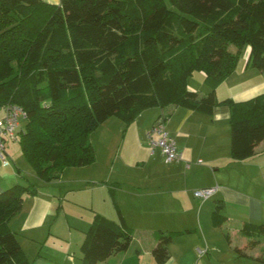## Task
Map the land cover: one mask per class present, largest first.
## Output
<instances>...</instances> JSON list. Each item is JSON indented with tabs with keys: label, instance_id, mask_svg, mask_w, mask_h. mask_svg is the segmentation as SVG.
<instances>
[{
	"label": "trees",
	"instance_id": "1",
	"mask_svg": "<svg viewBox=\"0 0 264 264\" xmlns=\"http://www.w3.org/2000/svg\"><path fill=\"white\" fill-rule=\"evenodd\" d=\"M245 50L247 66L264 74V0H0V106L18 105L27 113L19 143L48 183L67 168L95 162L91 136L102 123L116 117L130 125L153 107L207 115L230 107L231 158L241 162L264 141V94L236 103L218 100L216 88ZM195 73L205 74L206 95L189 89ZM36 192L31 183L0 192V264H34L8 224L22 210L24 195ZM223 209L218 200V227L226 221ZM117 212L118 221L94 215L83 264L129 249L134 230ZM192 232H156L157 264L168 262L177 236ZM242 233L254 247L264 223L246 222ZM235 253L246 256L240 248Z\"/></svg>",
	"mask_w": 264,
	"mask_h": 264
},
{
	"label": "crops",
	"instance_id": "2",
	"mask_svg": "<svg viewBox=\"0 0 264 264\" xmlns=\"http://www.w3.org/2000/svg\"><path fill=\"white\" fill-rule=\"evenodd\" d=\"M44 1L60 5V0ZM248 57L249 50L232 75L217 87L229 85L235 92L230 99L236 103L264 94V83L251 85L249 73L256 69L247 66ZM198 74L202 84L193 81L192 76L188 86L203 96L211 87L205 83V74ZM0 118H4V112H0ZM230 119L228 106L216 107L213 114L207 115L172 105L148 109L130 125L116 117L102 123L92 136L100 131L105 148H94L95 162L83 168L88 171V187L93 192L106 191L112 206L106 208L105 203L95 202L92 215L82 227L71 223L68 213L62 214L64 197L53 185L64 182L68 168L56 182L39 179L38 183V175L21 146L17 147L18 142L6 141L9 164L5 166L0 158V192L17 184L37 187L36 193L24 195L22 210L8 227L16 234L26 258L34 264H83L82 246L94 215L118 221L120 209L126 224L134 230L133 240L127 251L99 264H157L152 251L159 230H193L174 239L166 264H264L258 261L264 259V236L256 237L258 244L248 247L253 238L242 233L246 222L264 223V141L256 148L255 156L233 161ZM161 120L182 155L180 162L167 163L161 151L153 150L147 141L148 130ZM23 122L20 136L25 128ZM120 135L119 148H113L112 139L117 143ZM124 145L133 148H122ZM124 150L134 153L132 163L117 162L118 154ZM205 179L210 182H203ZM203 188L218 190L210 199L201 201L193 192ZM218 200L224 201L222 215L226 217L221 227L216 225L214 216ZM62 241L68 244L67 248ZM235 248L242 249L246 256L239 257ZM77 253L82 257H77Z\"/></svg>",
	"mask_w": 264,
	"mask_h": 264
},
{
	"label": "rangeland",
	"instance_id": "3",
	"mask_svg": "<svg viewBox=\"0 0 264 264\" xmlns=\"http://www.w3.org/2000/svg\"><path fill=\"white\" fill-rule=\"evenodd\" d=\"M231 50H236L234 46L230 47ZM248 50H245L244 54H246ZM242 59V58H241ZM242 65L240 64L239 68ZM251 76V85L253 86H259V84L264 83V74L259 72L258 70L251 71L249 75ZM199 82L202 84L203 79L201 76H199L198 73H195L193 75V81ZM235 88V87H234ZM218 89V88H217ZM217 92V91H216ZM234 90L231 89V87L227 84H224L218 89L217 92V99L224 100L227 98H230L231 95H233ZM24 127L26 122H23ZM92 143L94 148H105L103 144V138L101 136L100 131L96 132L92 137ZM121 135L118 137L117 143L114 142V139H112L111 146L113 148H119V145L121 144ZM20 146V143H17V147ZM122 148H133V147H127L124 145ZM134 153L132 151L124 150L122 154H118L117 162L125 161L128 164L132 163ZM88 171L84 169L83 167H70L64 172V182H61L58 186L57 184H53L59 192H61V196L64 197L62 200V214L68 213L71 223L74 225H78L82 227V225H85V222L88 218V216L92 215L93 212V204L95 202L97 203H105L104 206L107 208L108 206L111 207L112 204L109 201L108 194L106 191L102 190H96L92 191L91 187H88L87 182V173ZM145 172L147 174L149 173L147 168L145 169ZM57 180H54L52 182H56ZM203 182H210V179H205ZM38 183H39V177H38ZM264 189V186L262 187ZM215 199V198H212ZM82 216V217H81ZM109 219V218H108ZM76 220H80L78 223ZM82 229V228H81ZM53 241V240H52ZM62 246L64 248H67L68 244L65 243V241L61 242ZM64 244V245H63ZM79 251V250H78ZM77 257H82L81 254L77 253Z\"/></svg>",
	"mask_w": 264,
	"mask_h": 264
},
{
	"label": "built area",
	"instance_id": "4",
	"mask_svg": "<svg viewBox=\"0 0 264 264\" xmlns=\"http://www.w3.org/2000/svg\"><path fill=\"white\" fill-rule=\"evenodd\" d=\"M0 112H4V118H0V158L6 166L9 164L6 158V141L19 142V129L21 122L27 119V113L22 107L14 104L0 106ZM147 141L153 150L159 149L161 151L167 163L180 162L182 160V155L176 142L169 136L162 120L156 122L148 130ZM198 163L201 164L202 160H199ZM217 190L218 188H203L195 190L193 195L196 199L205 201L210 199Z\"/></svg>",
	"mask_w": 264,
	"mask_h": 264
}]
</instances>
